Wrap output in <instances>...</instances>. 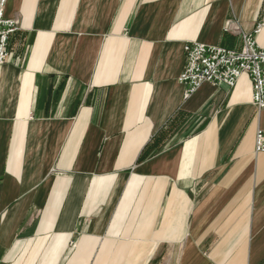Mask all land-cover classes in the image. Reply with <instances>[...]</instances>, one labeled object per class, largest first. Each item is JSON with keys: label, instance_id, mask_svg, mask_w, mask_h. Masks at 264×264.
Instances as JSON below:
<instances>
[{"label": "crops", "instance_id": "1", "mask_svg": "<svg viewBox=\"0 0 264 264\" xmlns=\"http://www.w3.org/2000/svg\"><path fill=\"white\" fill-rule=\"evenodd\" d=\"M4 7L0 264H264L251 81L178 79L187 42L264 48V0Z\"/></svg>", "mask_w": 264, "mask_h": 264}, {"label": "built area", "instance_id": "2", "mask_svg": "<svg viewBox=\"0 0 264 264\" xmlns=\"http://www.w3.org/2000/svg\"><path fill=\"white\" fill-rule=\"evenodd\" d=\"M6 0H0V65L9 57L8 41L18 21L4 16ZM258 29L240 34V48L191 41L184 44V67L179 81L187 99L204 83L232 88L245 74L251 81V103L264 109V48L256 43ZM254 147L264 152V130H257Z\"/></svg>", "mask_w": 264, "mask_h": 264}]
</instances>
